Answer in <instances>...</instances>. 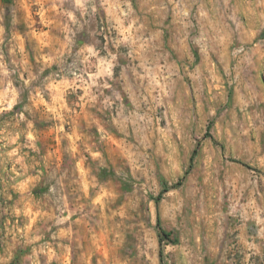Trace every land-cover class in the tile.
Masks as SVG:
<instances>
[{
	"label": "rangeland",
	"instance_id": "1",
	"mask_svg": "<svg viewBox=\"0 0 264 264\" xmlns=\"http://www.w3.org/2000/svg\"><path fill=\"white\" fill-rule=\"evenodd\" d=\"M132 3L141 74L95 113L69 84L97 52L75 47L111 38L128 63ZM157 5L0 0V264H200L205 198L264 202V0L194 2L187 27Z\"/></svg>",
	"mask_w": 264,
	"mask_h": 264
},
{
	"label": "crops",
	"instance_id": "2",
	"mask_svg": "<svg viewBox=\"0 0 264 264\" xmlns=\"http://www.w3.org/2000/svg\"><path fill=\"white\" fill-rule=\"evenodd\" d=\"M149 10H159L157 0H146ZM200 4V0H170V6L167 9L172 13V20L181 21L173 26H188L187 12L190 10V4ZM140 9V8H139ZM118 15L117 21H122V25L131 28V34L128 42L132 43L128 51V63L120 59L119 49L114 40L107 39L105 41V51L101 52L100 47L93 41L85 42L75 47L81 51L87 46L90 51H96L95 59L85 58L83 69L80 74L84 75V79L71 78L69 87L74 91L83 92L78 98L81 99L80 104L84 108L114 107L115 105L124 106V101H130L125 96L109 97L104 92L109 90H125L130 86L129 82L123 84L114 83L116 74L124 75H140L141 52L139 43L141 37L139 33H135L140 26V14H135V6L123 8V13ZM177 14V18L174 17ZM128 14L131 18H128ZM157 22H155L156 24ZM151 26L152 24H148ZM169 25V24H168ZM175 38L170 42L179 40L188 41L189 34H173ZM179 35V36H177ZM149 41H156V38L149 36ZM91 60L94 62L92 65ZM121 65L120 70L118 67ZM126 91V90H125ZM127 99V100H126ZM213 198L208 200L205 198L200 204V220L194 224L193 231H189L187 239L189 240V249L200 251V264H264V202L254 206L246 203L244 210L232 217H222L219 201L215 194ZM197 227V228H196Z\"/></svg>",
	"mask_w": 264,
	"mask_h": 264
},
{
	"label": "trees",
	"instance_id": "3",
	"mask_svg": "<svg viewBox=\"0 0 264 264\" xmlns=\"http://www.w3.org/2000/svg\"><path fill=\"white\" fill-rule=\"evenodd\" d=\"M180 182H178V184H179ZM158 225H159V227H160V232H161V234L162 235H165V236H170L171 234H170V232L169 231H167V230H165L162 226H161V219L160 218H158ZM163 255V251L161 250V256ZM163 261V260H162ZM162 264H164L163 262H162Z\"/></svg>",
	"mask_w": 264,
	"mask_h": 264
}]
</instances>
